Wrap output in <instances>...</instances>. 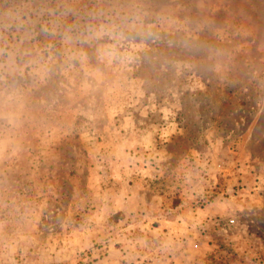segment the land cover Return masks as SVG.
I'll list each match as a JSON object with an SVG mask.
<instances>
[{
  "label": "rangeland",
  "instance_id": "1",
  "mask_svg": "<svg viewBox=\"0 0 264 264\" xmlns=\"http://www.w3.org/2000/svg\"><path fill=\"white\" fill-rule=\"evenodd\" d=\"M0 264H264V0H0Z\"/></svg>",
  "mask_w": 264,
  "mask_h": 264
}]
</instances>
